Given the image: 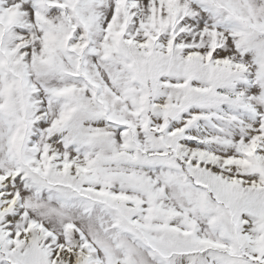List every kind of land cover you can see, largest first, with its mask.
Returning a JSON list of instances; mask_svg holds the SVG:
<instances>
[{"label": "snow or ice", "instance_id": "snow-or-ice-1", "mask_svg": "<svg viewBox=\"0 0 264 264\" xmlns=\"http://www.w3.org/2000/svg\"><path fill=\"white\" fill-rule=\"evenodd\" d=\"M0 264H264V0H0Z\"/></svg>", "mask_w": 264, "mask_h": 264}]
</instances>
